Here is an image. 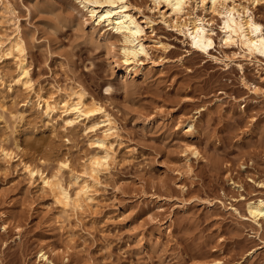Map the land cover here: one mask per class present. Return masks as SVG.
<instances>
[{
	"label": "rangeland",
	"instance_id": "obj_1",
	"mask_svg": "<svg viewBox=\"0 0 264 264\" xmlns=\"http://www.w3.org/2000/svg\"><path fill=\"white\" fill-rule=\"evenodd\" d=\"M131 1L150 55L126 78L110 53L120 38L95 31L76 1L4 0L5 9L0 0V43L20 28L33 81L30 90L19 84L18 60L0 48V140L47 173L62 158L81 170L85 158L103 154L98 138L107 137L112 155L84 212L64 209L20 161L1 160L0 264H39L43 249L57 264H264V223L245 218L246 199L264 198V64L222 47L221 18L197 3L195 14L219 34L212 54L223 62L165 23L163 4ZM241 3L264 25V3ZM71 85L115 118L113 134L91 132L88 121L66 128L61 113L39 107V95ZM64 181L72 183L67 174Z\"/></svg>",
	"mask_w": 264,
	"mask_h": 264
},
{
	"label": "bare ground",
	"instance_id": "obj_2",
	"mask_svg": "<svg viewBox=\"0 0 264 264\" xmlns=\"http://www.w3.org/2000/svg\"><path fill=\"white\" fill-rule=\"evenodd\" d=\"M3 1L5 9L8 5ZM93 20V29L103 30L106 33H113L120 38V50H115V46L110 43V53L112 58L118 59L121 65L125 66V77H135L139 73V63L142 56H149V49L143 42L145 27L137 14L138 8L131 0H74ZM253 5L263 4L264 0H249ZM154 4L166 6L167 11L163 13V21L174 27L180 35L184 36L192 49L213 58L216 62H223L212 54L217 47L216 30L211 24V20L195 14L193 3H197V8L211 11L221 18L220 30L222 33V47L237 48L239 53L235 54L242 60L256 61L264 64V25L255 16L251 7L245 4H236V0H151ZM4 12V11H3ZM168 15V16H167ZM3 13H0V17ZM150 23V22H149ZM0 21V29L5 28ZM150 27H152L150 25ZM6 30H8L6 28ZM3 43L7 44L3 48ZM164 49L168 46L162 45ZM0 48L6 57H13L18 60L19 74L16 80L19 84L30 90L33 88L30 68L27 64V44L20 28L17 26L14 34L6 36V41L0 43ZM227 59L232 60L229 56ZM227 68L229 64H226ZM240 69L244 70V65L238 63ZM2 72L0 70V79ZM111 87H107L105 93L110 94ZM256 91V90H255ZM253 90L252 92L255 93ZM81 85H71L68 88L58 89L50 97L39 98V107L44 108L48 116L61 113L66 123V128H72L75 124L88 121L87 126L91 132H97L105 128L106 136L113 134L117 129L115 118L101 104L92 97ZM101 116V120L96 118ZM196 128L190 125L188 136H193ZM95 144L103 149V154H94L85 158L82 162V169L74 167L71 160L62 158L57 162L55 170L47 173L41 167L25 162L20 152L14 151L0 140V161L8 163L20 161L25 173L32 180H39L46 190L52 192L56 201L66 210L74 212H84L92 207L95 202L94 185L100 174L110 165L112 158L107 148V137L98 138ZM20 151V146H17ZM186 152L195 158H199V150L194 146H187ZM188 170L191 166L188 161ZM71 179V184L64 181L65 175ZM264 187V182L260 184ZM73 186H76L74 188ZM237 187L242 188L241 185ZM243 199H246L243 197ZM247 200L248 216L245 218L252 220L263 228L264 223V198H250ZM53 252L45 249L39 253V264H57L52 255Z\"/></svg>",
	"mask_w": 264,
	"mask_h": 264
}]
</instances>
